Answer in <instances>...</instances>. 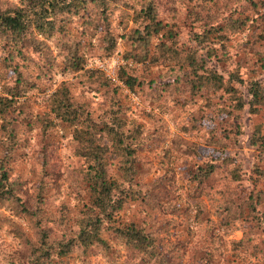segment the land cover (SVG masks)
Returning <instances> with one entry per match:
<instances>
[{"label":"rangeland","instance_id":"rangeland-1","mask_svg":"<svg viewBox=\"0 0 264 264\" xmlns=\"http://www.w3.org/2000/svg\"><path fill=\"white\" fill-rule=\"evenodd\" d=\"M140 1L117 0L110 5L105 23L88 6L66 23L63 32L23 53L19 71L29 85L9 110L16 143L8 149L4 165L21 205L13 197L0 201V264H36L41 243L38 224L45 230L48 250L54 252L43 264H144L103 227L104 245L86 249L72 245L67 253H59L58 242L72 237L76 219L89 201L82 177L84 163L74 151L73 126L50 112L54 123L45 133L39 126V117L48 112L51 92L61 84L96 128L109 120L108 108L114 101L125 129L139 128L133 153L135 173L126 185L130 198L109 225L133 221L144 226L171 264H264V210L257 219L253 209L247 215L242 209L247 194L253 197L258 191L263 193L258 208H264V103L254 113L245 101L241 109L235 103L246 94L250 78L264 79V22L258 19L239 32L222 35L231 64L202 55L218 70L238 66L237 78L243 82L232 83L235 97L225 86L209 90L175 82L171 66L176 57L165 60L166 53L188 55V32L226 16L223 9L234 6L231 16H248L250 8L262 13L264 0H155V19L174 30L177 45L166 50L161 46L165 39L153 34L145 48L139 47L145 58L138 54L131 58L129 32L143 24L137 13ZM12 4L18 0H0V8ZM106 31L116 37L112 46L105 41ZM72 46L80 56L77 71L68 65ZM160 53L162 58L156 62ZM112 59L116 60L115 80L98 66L106 67ZM121 65L140 82L134 90L117 80ZM185 70L181 68L179 76ZM11 71L0 72V86L1 82L12 84L15 74ZM100 135L98 141L109 145L106 133ZM107 148L108 173L118 179L117 155ZM2 150L0 143V156ZM208 163L213 171L200 188L195 187L191 173ZM231 170H237L239 177L231 178Z\"/></svg>","mask_w":264,"mask_h":264},{"label":"trees","instance_id":"trees-1","mask_svg":"<svg viewBox=\"0 0 264 264\" xmlns=\"http://www.w3.org/2000/svg\"><path fill=\"white\" fill-rule=\"evenodd\" d=\"M116 2L117 0H18V4L0 8V72L12 70L11 72L15 74L12 84L7 85L1 82L0 86V143L3 147L0 156V201H11L13 197L16 203H20L19 198L14 196L10 182L7 181L8 175L4 165L9 159L8 149L16 143L13 120L12 117H9V110L21 94V90L26 89L29 85V80L24 79L19 71V61L24 59L23 53L27 48H32L34 44L40 43L42 39L63 32L66 23L71 21L73 16L86 11L88 6L95 10L98 20L105 23L110 5L116 4ZM252 5L256 6L257 4L253 3ZM233 7L223 9L222 16H226L219 20L213 19L203 23L201 29L188 32L190 40L188 55L177 57V52L165 54L167 61L173 56L176 57L172 60L174 65L171 66L176 71L175 82H187L193 88L203 86L209 90L225 86L226 91L232 93V96H236L232 83L235 79L243 82L242 79L237 78L238 66L218 70L208 65L207 60L202 56L205 55L208 59L212 58L216 61L219 59L226 65L231 64L229 46L224 43L222 35H227L228 31L239 32L242 26H251L259 20L264 22V12L259 13L258 8H250L251 13L248 16L242 14L231 16V12L236 9ZM155 12V0L139 2L137 13L142 18L143 24L141 23V27L133 28L129 32V36L127 35L131 58H135L137 54L139 57L145 58V54L141 53L145 51H141L142 49L139 47L145 48L153 34L159 35L160 39H165L161 46L166 50L177 45L174 30L166 29L164 24L156 20ZM253 13H256V16H253ZM83 21L87 23L88 19L83 18ZM104 37L107 43L111 46L114 45L116 40L114 35L106 31ZM72 48L71 52H67L69 55L68 65L71 70L77 71L81 68L80 56L77 53V47L72 46ZM157 57L159 58L156 59V62L162 58V54L160 53ZM258 65H260V61ZM183 67H186V70L179 76ZM125 68H127L125 65L118 68L117 80L127 89L134 90L140 82L131 71H127ZM247 83L246 94L241 99L235 100L236 108L241 109L245 101L248 111L254 113L259 105L264 103V79L260 81L250 78ZM47 103L48 112L39 117L41 132L45 133L47 128L54 123L48 117L49 112L56 120L73 126L72 139L76 144L74 151L84 163L82 177L87 183L89 193V201L76 219L72 237L65 242H58V250L61 249L59 253H67L72 245L83 249L97 243L104 245V240L100 235L103 227L113 231L132 255L144 264H171L164 252L158 248L155 237L147 232L144 226L136 225L133 221L121 226L108 224L114 219L116 212L121 209L124 201L130 198L126 185L130 184L135 173L133 153L138 141L139 128L135 126V131L125 129V120L121 118L119 104L115 101L108 108L107 117L109 120L102 122L101 126L96 128L84 107L72 102L69 90L63 84L51 92ZM102 132L106 133L109 145L98 141L102 139L100 135ZM108 146L117 155L118 179L109 174L107 170ZM221 159H226V156ZM213 169L214 166L210 163L205 167H196L191 173L195 179V187L200 188V184ZM230 175L233 179L239 177L237 170H231ZM254 193L253 197L251 193L247 194L242 209L245 211L244 215L251 213L249 209H253L257 219H261L264 208H258V206H260L262 200L260 196H263V193L260 191ZM37 230L41 237V243L36 249L40 252L38 256H35V260H37L36 264H43L54 252L53 250L49 251L47 243L45 244V230L39 224Z\"/></svg>","mask_w":264,"mask_h":264},{"label":"built area","instance_id":"built-area-1","mask_svg":"<svg viewBox=\"0 0 264 264\" xmlns=\"http://www.w3.org/2000/svg\"><path fill=\"white\" fill-rule=\"evenodd\" d=\"M116 64V60L112 59L110 62L106 65V67L102 64L99 63L98 66L103 69L105 74L112 80H115V70H113L114 65Z\"/></svg>","mask_w":264,"mask_h":264}]
</instances>
